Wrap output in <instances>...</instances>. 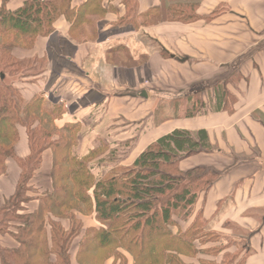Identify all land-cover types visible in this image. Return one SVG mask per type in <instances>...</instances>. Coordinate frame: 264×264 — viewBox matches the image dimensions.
<instances>
[{"label": "crops", "instance_id": "1", "mask_svg": "<svg viewBox=\"0 0 264 264\" xmlns=\"http://www.w3.org/2000/svg\"><path fill=\"white\" fill-rule=\"evenodd\" d=\"M23 1L6 0V7L15 9ZM187 1L71 0V18L59 15L51 34L38 37L27 53L15 47L13 54L46 57L52 38L62 42L79 72L76 90L89 89L93 100L56 123L81 124L80 151L101 141L107 145L95 159L96 175L110 166H130L175 130L189 132L196 142L203 131L208 148L180 158L177 168L200 169L211 183L198 196L194 215L180 224L185 229L199 212L203 230L217 242L211 254L204 251L212 249L208 242L196 246L197 256L182 258L194 264L199 258L264 264V0H200L192 19L162 18L169 7ZM48 60L54 65L56 55ZM46 75L39 82L50 79ZM54 77L64 89L74 82L62 74ZM35 91L23 87L21 94L29 99ZM14 152L18 157L29 153L24 131ZM14 164L8 159L0 175V210L15 189ZM51 166L47 149L29 185L50 190ZM36 206L37 200H30L25 211ZM95 224L93 218L89 225ZM17 245L11 235L0 233V246ZM76 250H70L71 264H78Z\"/></svg>", "mask_w": 264, "mask_h": 264}, {"label": "trees", "instance_id": "2", "mask_svg": "<svg viewBox=\"0 0 264 264\" xmlns=\"http://www.w3.org/2000/svg\"><path fill=\"white\" fill-rule=\"evenodd\" d=\"M196 1L200 0L172 5L162 18H194ZM70 3L24 0L15 9H8L6 0L0 4V175L8 159L21 168L14 192L0 210V233L11 235L18 245L0 246V264H71L70 243L79 234L77 262L94 249L115 246L113 255L125 258V251L131 252L135 264H194L186 263L182 255L194 252L197 256L194 241L210 240L213 235L203 230L199 212L185 229L180 223L194 215L196 200L211 177L202 175L200 169L181 172L177 161L208 148L203 131L196 142L189 132L175 130L150 144L130 166H110L96 175L99 162L95 159L107 145L101 141L80 151L81 124L73 119L56 123L66 114L62 105L45 101L40 93L25 99L21 87L4 80L16 73L27 79L44 70L45 57L19 58L12 49L33 47L38 37L52 32L59 15L71 18ZM58 61L63 66L70 64L65 55ZM51 121L55 126L49 128ZM21 131L29 147L25 157L14 152ZM46 148L52 149L51 189L41 191L31 188L29 180ZM30 190L35 195L27 194ZM31 199L37 200V206L25 211ZM83 212L91 214L97 224L83 229ZM64 219L69 221L67 227ZM213 250L204 251L211 254ZM198 261L217 264L213 259Z\"/></svg>", "mask_w": 264, "mask_h": 264}, {"label": "rangeland", "instance_id": "3", "mask_svg": "<svg viewBox=\"0 0 264 264\" xmlns=\"http://www.w3.org/2000/svg\"><path fill=\"white\" fill-rule=\"evenodd\" d=\"M52 33V32H51ZM51 33H49V34H51ZM48 34V35H49ZM58 43H60L58 40H54L53 38L51 39V43H50V47H51V49H48L47 50V54H48V56H49V58L50 59H52V57H53V55L55 54L56 55V58H58L59 56H61V55H65V56H68L67 54H66V50H62L63 48H64V46H61V47H63V48H60V44H58ZM19 48H22V50H24L26 53L28 52V50H31L33 47H25V46H18ZM15 48V47H14ZM13 50V49H12ZM21 50V51H22ZM51 50V51H50ZM53 54V55H52ZM48 56H46L45 57V63L43 64V68H44V70L38 75V76H35V77H31V78H27V79H21V75L20 74H18V73H16L15 75H7L5 78H4V80L7 82V83H9V82H11V83H15L17 86H19V87H21L22 89H23V87H25V88H32L34 91H35V94L36 93H40L41 95H42V90L44 89V88H47L48 86H50L51 84H53V79H54V76H56V75H58V71H59V69L60 68H62V65L61 64H59V61H56L55 60V62H54V65L48 60ZM52 56V57H51ZM35 56H33V57H30V58H34ZM24 58H29V57H24ZM69 67H70V65L69 66H66V68H67V70H69ZM44 72H47V75H46V77L47 78H50V79H47V80H43V81H40L39 82V77H41V74H43ZM56 74V75H55ZM63 79L64 80H70V81H73L74 80V82L72 83V85H70L69 86V88H67V90H63V93H66V92H68V94L69 93H71V92H73V91H75L76 90V86H77V84L78 83H80V81H76V76H71L70 74H65V75H63ZM38 81V82H37ZM66 81H63V83H65ZM78 82V83H77ZM32 83H35V85H33ZM84 83V82H83ZM63 86H64V84H63ZM34 94V95H35ZM67 94V95H68ZM72 94V93H71ZM42 97H43V95H42ZM43 99L45 100V101H47V102H49V103H53V102H51V101H49V100H47V98H45V97H43ZM62 107L65 109V107L62 105ZM66 111V110H65ZM67 113V112H66ZM68 114V113H67ZM41 118H43L44 119V117H41ZM52 122V121H51ZM51 126H55L54 124H53V122L51 123V124H48V127L50 128ZM53 132H54V130H53ZM17 142V141H16ZM50 150L51 151V154H52V149L51 148H46V149H44L43 151H45V150ZM28 150H29V147H28ZM106 151V150H105ZM104 151V152H105ZM104 152H102V153H104ZM43 153V152H42ZM101 153V154H102ZM100 154V155H101ZM98 157V156H97ZM16 162V161H15ZM41 164V163H40ZM17 165V166H16ZM16 165L14 164V166L18 169V172L20 173L21 172V168H20V166H18V164H17V162H16ZM40 166V165H39ZM45 165H43V167H44ZM15 167H14V170H15ZM42 167V168H43ZM39 167H37V169H38ZM33 175H35V172H34V174ZM33 175H32V177H33ZM19 176V175H18ZM31 177V178H32ZM40 178H41V181H43V184L42 185H45L46 183H47V180H46V178H45V173L44 172H40V176H39ZM30 178V179H31ZM50 181H51V171H50ZM50 187V186H49ZM31 188H33V186H31ZM43 188H45V187H43ZM33 191H29L27 194H29L30 196L32 195V194H34V193H32ZM35 195V194H34ZM33 196V195H32ZM31 200H36V199H31ZM30 201V200H29ZM83 213H85L86 215H85V217H84V219H85V222H84V224L82 225V228L84 229V228H86V227H88V226H90L89 224H92V222H93V216L91 215V214H87L86 212H83ZM64 221L66 222L65 224H69V221H68V219H64ZM66 225V226H67ZM201 226H202V224H200ZM83 231V230H82ZM207 237H203V238H199L200 240L199 241H197V240H195L194 241V243H195V245L196 246H206L207 244H208V242H209V244H210V246H212V250H213V245L212 244H215L216 242H217V239L216 240H214L215 239V237H211L210 238V240H207L206 239ZM78 239H80V234H79V236H77V238H74L72 241H71V243H70V248H78V243H79V240ZM201 244V245H200ZM208 244V245H209ZM217 246V245H216ZM91 249V248H90ZM124 250V249H123ZM115 253V246L114 247H109L108 249H106L105 248V250H103V251H100V250H98V249H94L93 251H91V252H89V254L88 255H86V256H84V258H82L80 261L81 262H78V264H135V262H134V257H133V254L131 253V252H127V251H125V253L124 254H126V257L125 258H123V257H118L117 255H113ZM188 255V254H187ZM194 255V252H192V255H190V256H193ZM87 256H89V257H87ZM87 257V258H86ZM77 261V260H76Z\"/></svg>", "mask_w": 264, "mask_h": 264}, {"label": "built area", "instance_id": "4", "mask_svg": "<svg viewBox=\"0 0 264 264\" xmlns=\"http://www.w3.org/2000/svg\"><path fill=\"white\" fill-rule=\"evenodd\" d=\"M104 30V29H100ZM104 32V31H101ZM70 58V56H66V59ZM58 61V58H56ZM69 64V63H68ZM62 65V64H61ZM69 70H67L66 66H69ZM69 65H62V68L59 69L58 76L59 75H65V74H70L71 76H76L79 74L77 69L70 63ZM55 78V77H54ZM84 89V88H83ZM86 89V88H85ZM63 84L59 80H54L53 79V84L48 86L47 88H44L42 91L43 97L47 98V100L63 105L65 107V110L68 114L73 115L76 109H79L83 106L85 103L92 102V97L90 96V91L89 89L84 90L82 93V89L75 90L71 93L68 94V92L63 93ZM67 90V89H65ZM68 94V95H67Z\"/></svg>", "mask_w": 264, "mask_h": 264}]
</instances>
